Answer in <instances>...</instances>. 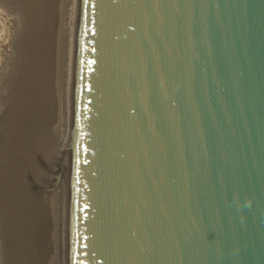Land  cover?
<instances>
[{"label": "water", "instance_id": "1", "mask_svg": "<svg viewBox=\"0 0 264 264\" xmlns=\"http://www.w3.org/2000/svg\"><path fill=\"white\" fill-rule=\"evenodd\" d=\"M74 264H264V0H80Z\"/></svg>", "mask_w": 264, "mask_h": 264}, {"label": "bare ground", "instance_id": "2", "mask_svg": "<svg viewBox=\"0 0 264 264\" xmlns=\"http://www.w3.org/2000/svg\"><path fill=\"white\" fill-rule=\"evenodd\" d=\"M79 1L0 0V264H74Z\"/></svg>", "mask_w": 264, "mask_h": 264}, {"label": "rangeland", "instance_id": "3", "mask_svg": "<svg viewBox=\"0 0 264 264\" xmlns=\"http://www.w3.org/2000/svg\"><path fill=\"white\" fill-rule=\"evenodd\" d=\"M59 170H60V167H59ZM59 170H58V171H59ZM36 184H37V183H36ZM36 184H35V185H36Z\"/></svg>", "mask_w": 264, "mask_h": 264}]
</instances>
